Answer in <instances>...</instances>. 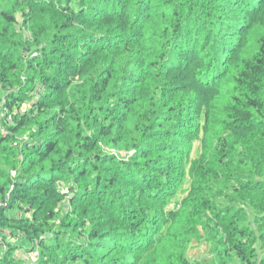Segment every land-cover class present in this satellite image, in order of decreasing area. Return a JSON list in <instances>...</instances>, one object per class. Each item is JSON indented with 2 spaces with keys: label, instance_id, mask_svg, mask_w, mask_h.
Returning a JSON list of instances; mask_svg holds the SVG:
<instances>
[{
  "label": "trees",
  "instance_id": "16d2710c",
  "mask_svg": "<svg viewBox=\"0 0 264 264\" xmlns=\"http://www.w3.org/2000/svg\"><path fill=\"white\" fill-rule=\"evenodd\" d=\"M9 2L31 39L0 10V88L38 81L40 114L9 131L44 126L30 147L0 134V264H196L194 241L264 264V0Z\"/></svg>",
  "mask_w": 264,
  "mask_h": 264
},
{
  "label": "rangeland",
  "instance_id": "374dc122",
  "mask_svg": "<svg viewBox=\"0 0 264 264\" xmlns=\"http://www.w3.org/2000/svg\"><path fill=\"white\" fill-rule=\"evenodd\" d=\"M12 7L14 8V11L16 13V26H15V31L20 33L21 38L24 40H30L31 39V34L30 32L26 31L23 29L22 27V13H21V9L19 7V4L17 2H9V0H0V10H5V9H12ZM26 11V10H25ZM45 42H43L42 44H40V47H45L46 45L49 44V39H47L46 37L44 38ZM35 47L33 46L31 48V57H34L36 55L35 52L38 51H34ZM34 52V53H33ZM22 56L24 58L29 57L28 53H25V51H23ZM23 73V71H22ZM22 78L21 79H25L28 76V73L25 74H21ZM119 78V77H118ZM38 81H35L34 83V87L35 90L33 91V93H29L26 96L23 97V99H21V101L18 99V97H16L17 95L15 94L16 92H18L19 86L14 85L13 87H5V88H0V134L1 136L7 137V138H11L13 139L11 142H9L8 147H12L10 146V144L12 143H17L16 146L18 147H22L24 145L27 144V147H30V145L38 142L40 139L38 136V128L43 129L42 127L44 126H38L36 123L33 122V120L31 121V123H29L26 127L21 128L18 131L15 132H11L9 131V128L15 126L14 123V118L15 117H19L20 115L27 113H30L31 115H27V117L30 118V116H39L40 114L37 113V111L35 110L33 113H31L30 108H32V105L36 103V101L38 100L37 94L36 92L39 90V84L37 83ZM17 90V91H16ZM16 91V92H15ZM8 100L12 101H16L21 104L20 109H17L16 107L13 108L12 111H9L8 109H6L5 104L8 102ZM46 118H48V116H46ZM63 118V117H62ZM38 122L44 121V116H40L37 119ZM8 143V142H7ZM1 150H2V145H0ZM26 147V146H25ZM0 150V154H7V151H1ZM105 153L110 154V153H115L116 155H118L119 157H123L125 159H127L129 156H131L133 154V151L130 150L128 153H125L124 151H113L112 148H105ZM21 156H19L20 158ZM5 161H1V164H4ZM9 168H6L5 170H8ZM15 172L14 170L10 171V177L13 179L15 176ZM56 186L60 189H63L61 191L62 194L66 193V189H64L65 187L62 186V184L58 185V183L56 184ZM9 194L6 195L5 200L7 199ZM71 195H69V197H71ZM64 204V203H63ZM63 204H59L56 207H53L52 212H53V216H57V214L62 211V210H67L68 206L67 205H63ZM0 206L6 207V201H3L2 203H0ZM173 206V203L170 205V208ZM22 210H17V209H13L11 211L7 212V215L10 216H14L16 219H30V213H26ZM13 218V217H12ZM14 219V218H13ZM55 221H59V219H56ZM18 223V222H17ZM16 223V224H17ZM9 226H6L4 230H6V234L7 237H9L10 239H8L9 243L13 244V245H17L18 247L20 246H25L22 249V251H20L19 249L16 250L15 255L17 258H19L22 261H25L27 263V261H32V263H36L38 256H39V252L35 251L36 249V244L38 243V241L34 240L30 243V245H26L25 240L23 239V237H21L18 233V230L15 228H11L9 229ZM5 232V231H3ZM75 236H77L75 234ZM83 240V239H81ZM193 242V241H192ZM194 244L192 245L191 249L189 250V256H186L187 260L189 262L192 263H199V264H217L215 262H211L213 260V254L210 252L211 248L205 245V243L202 242H198V241H194ZM27 249V250H26ZM29 250V251H28ZM19 253V254H17ZM262 257H264V251L261 253V256H259V259H261ZM211 262V263H209ZM227 264H240L239 261H228Z\"/></svg>",
  "mask_w": 264,
  "mask_h": 264
}]
</instances>
